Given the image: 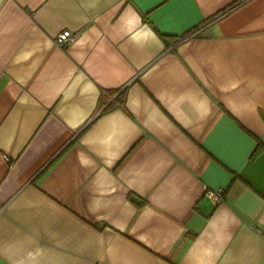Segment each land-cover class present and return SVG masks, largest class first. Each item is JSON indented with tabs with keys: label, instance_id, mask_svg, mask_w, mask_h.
Instances as JSON below:
<instances>
[{
	"label": "crops",
	"instance_id": "0c3cea01",
	"mask_svg": "<svg viewBox=\"0 0 264 264\" xmlns=\"http://www.w3.org/2000/svg\"><path fill=\"white\" fill-rule=\"evenodd\" d=\"M235 1L0 0V264H264V0Z\"/></svg>",
	"mask_w": 264,
	"mask_h": 264
},
{
	"label": "built area",
	"instance_id": "2783aa9c",
	"mask_svg": "<svg viewBox=\"0 0 264 264\" xmlns=\"http://www.w3.org/2000/svg\"><path fill=\"white\" fill-rule=\"evenodd\" d=\"M243 1L245 0H236L234 4L237 5ZM224 11L225 10H222L221 12H219L217 16L224 13ZM199 32H200V27H196V28H193L192 30H189L186 33L180 34L174 38V44L180 43L181 41H184L190 37H193L197 35ZM78 35H79V32L77 30L63 29L56 34L54 41L59 46H65L66 44L76 40ZM222 194H223V190L221 188L205 189V195L211 200H213L215 203H218L223 200Z\"/></svg>",
	"mask_w": 264,
	"mask_h": 264
},
{
	"label": "trees",
	"instance_id": "16d2710c",
	"mask_svg": "<svg viewBox=\"0 0 264 264\" xmlns=\"http://www.w3.org/2000/svg\"><path fill=\"white\" fill-rule=\"evenodd\" d=\"M124 90V89H123ZM123 90H119V92H117L118 90H115L113 92H107V91H104V94L108 95V99L105 100L106 104L105 106L103 107V110L108 108L109 106H111V102L114 100L115 102L119 103L116 98L118 97V95L123 92ZM110 93V94H109ZM112 94H115V96L112 97Z\"/></svg>",
	"mask_w": 264,
	"mask_h": 264
}]
</instances>
